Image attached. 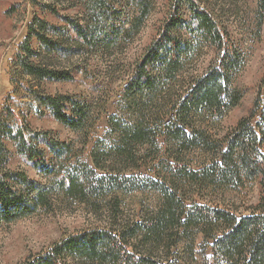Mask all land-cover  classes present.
Here are the masks:
<instances>
[{
    "label": "trees",
    "instance_id": "obj_1",
    "mask_svg": "<svg viewBox=\"0 0 264 264\" xmlns=\"http://www.w3.org/2000/svg\"><path fill=\"white\" fill-rule=\"evenodd\" d=\"M24 1L31 19L9 64L13 90L0 108V227L49 210L57 199L83 205L102 227L66 235L23 264H264V74L250 115L225 132L223 120L243 98L236 80L246 64L227 30L197 0H170L107 118L106 137L95 141L92 166L77 172L73 165L57 167L41 149L58 158L68 146L12 124L7 102L17 89L26 90L38 107L84 137V145L98 113L86 102L40 93L15 79L70 77L50 61L59 36L51 18L63 24L76 52L85 46L110 51L121 37L141 33L157 0ZM256 13L261 24L264 0ZM210 52L212 60L202 65ZM9 145L57 186L10 169ZM254 184L258 199L243 211L207 204ZM144 191L159 194L155 208L126 216L120 195ZM199 235L210 250L202 263L194 254Z\"/></svg>",
    "mask_w": 264,
    "mask_h": 264
},
{
    "label": "rangeland",
    "instance_id": "obj_2",
    "mask_svg": "<svg viewBox=\"0 0 264 264\" xmlns=\"http://www.w3.org/2000/svg\"><path fill=\"white\" fill-rule=\"evenodd\" d=\"M197 1L227 30L233 43L246 56L244 69L236 80V86L243 92V98L223 120V130L227 132L232 130L239 120L250 115L260 88L264 74V19L260 24L256 13L258 0ZM169 3L170 0H157L156 10L141 33L121 37L117 47L110 51L85 46L76 52L63 24L50 19V22L59 28V36L54 39L55 53L50 61L59 71L68 73L70 77L64 81L37 82L29 77L16 78L15 81L22 84L30 82L40 93L65 95L90 104L95 113H98L99 119L86 145L84 137L57 122L49 111L38 107L23 89H17L7 102L9 110L14 114L10 117V122L24 123L32 132L47 133L49 137L68 146L58 158L49 155L41 146L47 158L56 165L58 163L57 167L73 165V169L78 172L82 171L83 164L92 166L90 154L95 141L106 137L107 118L115 113L120 92L135 64L156 36L168 13ZM31 13L32 9L26 7L24 0H0V108L4 98L13 90L9 64L18 44L26 35ZM41 56L47 59L44 53ZM212 58L213 53L210 52L202 65H206ZM9 147L10 169L24 172L29 179L42 184L51 179L57 186L55 178L34 170L16 152L14 145ZM64 171V168L61 169V173ZM53 175L56 176L57 173L54 171ZM251 185L252 182H248V186ZM120 197L124 202V214L130 218H137L142 210L155 208L160 198L158 193L147 191L127 193ZM257 199L258 189L254 184L249 191H229L224 198H211L207 204H218L243 211ZM197 202L203 203L204 200ZM95 227H102L99 216L90 214L83 205H78L75 201L57 199L49 210H42L14 224L0 227V264H23L26 258L43 252L62 237ZM182 246L183 244L178 245L175 252L180 253ZM194 254L199 263L210 255V250L203 246L201 235L196 239Z\"/></svg>",
    "mask_w": 264,
    "mask_h": 264
}]
</instances>
